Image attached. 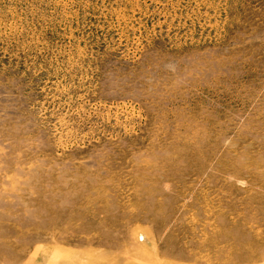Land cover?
<instances>
[{
  "label": "rangeland",
  "instance_id": "374dc122",
  "mask_svg": "<svg viewBox=\"0 0 264 264\" xmlns=\"http://www.w3.org/2000/svg\"><path fill=\"white\" fill-rule=\"evenodd\" d=\"M0 264H264V0H0Z\"/></svg>",
  "mask_w": 264,
  "mask_h": 264
}]
</instances>
